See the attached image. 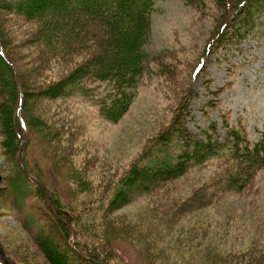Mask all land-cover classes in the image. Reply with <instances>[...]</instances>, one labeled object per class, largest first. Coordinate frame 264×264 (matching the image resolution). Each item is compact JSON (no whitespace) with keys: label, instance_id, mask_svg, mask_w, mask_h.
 <instances>
[{"label":"rangeland","instance_id":"obj_1","mask_svg":"<svg viewBox=\"0 0 264 264\" xmlns=\"http://www.w3.org/2000/svg\"><path fill=\"white\" fill-rule=\"evenodd\" d=\"M194 3L156 1L145 46L153 56L146 63L132 105L118 123L106 120L94 99L75 96L57 101L39 99L32 104L29 121L38 118L42 124L30 130L23 152L27 167L40 177L47 191L60 197L63 210L80 211L81 203L97 207L103 195L107 203L145 145L169 121L186 88L198 94L189 104L186 124L193 133L201 134L216 123L218 134H224L227 120L230 126L244 129L251 142L260 139L264 126V29L262 33H252L239 48L210 55L203 73L191 80V72L203 55L220 13L211 0H205L203 7ZM3 22L18 73L35 87L57 82L86 58L78 56L64 63L55 57L48 66L41 64V45L33 43L36 29L7 12ZM207 84L210 91H221L211 95L206 91ZM212 99L213 107L205 106ZM53 132L57 134L56 141L51 138ZM228 165L227 160H221L194 168L181 178L154 187L152 192L137 194L127 206L106 212L110 215L107 222L113 225L103 232L110 237L107 247L111 250L105 244L99 255L107 257L110 253L107 258L116 263L151 264L148 257H140L135 242L123 234L125 227L127 236L151 239V248L156 251L167 247L169 251L160 256L170 264H222L219 256L231 252L242 254L243 264H255L264 258V168L242 192L212 198L211 194L219 190L216 184L221 176H227ZM13 171L1 146L0 133L1 180ZM12 201L13 197L0 193V246L7 261L11 257L14 262L10 264H49L33 237L19 224ZM29 206V202L24 203V209ZM46 224H51L48 219L42 224L45 230ZM85 234L93 236L91 231ZM47 237L66 251L60 234L54 232ZM74 242L73 237L70 245ZM69 259L71 264H87L71 255Z\"/></svg>","mask_w":264,"mask_h":264},{"label":"trees","instance_id":"obj_2","mask_svg":"<svg viewBox=\"0 0 264 264\" xmlns=\"http://www.w3.org/2000/svg\"><path fill=\"white\" fill-rule=\"evenodd\" d=\"M156 1L26 0L22 3V0H0L1 146L8 162L15 169L6 179L2 178L0 193L13 197L19 224L33 237L49 264H71L69 255L87 264H129V261L116 259V263L109 260L107 257L110 253L107 257L101 253L99 255V249L110 244V237L103 232L113 225L107 222L110 215L106 212L119 210L135 201L137 194L152 192L154 187L163 186L211 162H229L227 176H221V188L216 184L219 190L211 194L212 198L230 192H242L257 172L264 168V130L261 138L253 143L244 129L230 126L227 120L224 134H218L216 123L201 134H195L187 128L189 104L198 94L194 89L186 88L179 96L169 121L145 145L140 156L119 180L107 203L103 195L97 207H91V203L85 206L81 203L83 209L80 211H65L60 204V197L47 191L40 177L34 176L28 169V159L23 152L31 137L30 130L41 128L42 123L38 118L29 121L32 104L39 99L57 101L75 96L94 99L101 115L113 123H118L128 112L138 84L146 72V63L153 56L145 46L151 33V14ZM189 1L200 6L205 4V0H185ZM211 1L220 10L217 26L191 72V80L198 73H203L204 63L210 55L239 48L252 33H262L264 29V0ZM6 12L36 29L33 43L41 45V57L38 59L41 64L48 66L55 57L67 63L74 57L86 55L85 60L75 64L57 82L35 87L29 78L18 73L12 57L13 49H8L9 35L3 22ZM33 90L37 93H30ZM206 91L217 96L221 90L210 91L207 84ZM213 104L215 101L212 99L205 106L213 107ZM56 136V132H53L51 138L56 141ZM162 152L163 156L158 155ZM26 202L30 203L28 209H24ZM46 219L51 224H46L48 228L45 230L42 224H45ZM97 223L103 228H99ZM119 225L125 226L122 223ZM124 230L125 227L123 234L139 247L140 257H148L151 264H170L165 256H160L161 252L169 251L167 247L156 251L151 248V239L127 236ZM90 231L93 236L88 238L85 233ZM54 232L62 236L65 252L59 248V244L48 239L47 234ZM73 237L75 242L70 245ZM82 237L87 240H82ZM186 244L190 246L187 241ZM207 257H211L209 252ZM219 257L222 264H243L240 259L242 254L231 252ZM8 259L14 262L11 257ZM262 262L264 258L255 264Z\"/></svg>","mask_w":264,"mask_h":264},{"label":"water","instance_id":"obj_3","mask_svg":"<svg viewBox=\"0 0 264 264\" xmlns=\"http://www.w3.org/2000/svg\"><path fill=\"white\" fill-rule=\"evenodd\" d=\"M21 105H22V102H21ZM0 182H1V177H0ZM0 255H1V258H2V261L4 264H10L9 261H7V259H6L5 254L2 251L1 246H0Z\"/></svg>","mask_w":264,"mask_h":264}]
</instances>
